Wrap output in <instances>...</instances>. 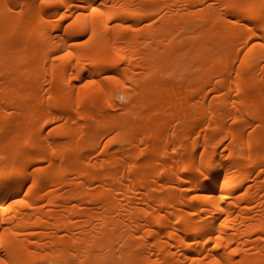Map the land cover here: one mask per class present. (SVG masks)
<instances>
[{
  "label": "bare ground",
  "instance_id": "obj_1",
  "mask_svg": "<svg viewBox=\"0 0 264 264\" xmlns=\"http://www.w3.org/2000/svg\"><path fill=\"white\" fill-rule=\"evenodd\" d=\"M0 264H264V0H0Z\"/></svg>",
  "mask_w": 264,
  "mask_h": 264
},
{
  "label": "snow or ice",
  "instance_id": "obj_2",
  "mask_svg": "<svg viewBox=\"0 0 264 264\" xmlns=\"http://www.w3.org/2000/svg\"><path fill=\"white\" fill-rule=\"evenodd\" d=\"M42 2H43V0H42ZM93 11L95 12V11H96V9H93Z\"/></svg>",
  "mask_w": 264,
  "mask_h": 264
}]
</instances>
